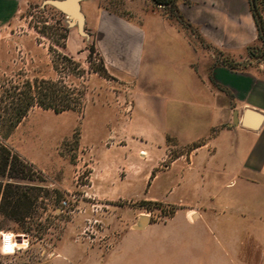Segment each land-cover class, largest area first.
Returning <instances> with one entry per match:
<instances>
[{
  "label": "crops",
  "instance_id": "crops-1",
  "mask_svg": "<svg viewBox=\"0 0 264 264\" xmlns=\"http://www.w3.org/2000/svg\"><path fill=\"white\" fill-rule=\"evenodd\" d=\"M44 1L0 0V28ZM172 3L174 11L152 0L80 2L128 112L113 131L125 143L96 149L90 192L173 212L136 228L146 208L131 206L107 252L89 246L79 264H104L107 254L115 264L264 262V62L248 52L260 33L251 2ZM245 49L247 58L229 57Z\"/></svg>",
  "mask_w": 264,
  "mask_h": 264
},
{
  "label": "rangeland",
  "instance_id": "rangeland-1",
  "mask_svg": "<svg viewBox=\"0 0 264 264\" xmlns=\"http://www.w3.org/2000/svg\"><path fill=\"white\" fill-rule=\"evenodd\" d=\"M119 1L105 0L107 8ZM261 9L264 17V6ZM248 46L249 50H260L261 41L257 38ZM229 57L243 60L247 50ZM101 64L96 39L79 33L75 25L68 26L62 12L49 3L22 6L0 28V82L14 84L34 77L62 79L74 88V97L83 92L79 109L56 113L32 107L5 140L32 174L31 179L11 182L32 186L35 190L31 192L37 197L22 222L0 214V232L14 233L23 247L13 255L0 254V264H56L57 257L64 261L61 264H79V260H86L89 246L107 252L114 239L113 228L120 220L130 221V207L139 201L98 198L90 192L91 173L98 158L96 149L125 143V137H115L113 131L124 129L128 113L123 87L97 71ZM189 148H170L168 157ZM165 163L159 166L163 168ZM69 195L75 198L65 209L61 200ZM146 214L151 221H164L172 209L149 205ZM93 219L99 222L94 224ZM152 238L140 240L150 242ZM90 256L97 261V255ZM103 257L104 264H115L111 254ZM259 257L264 260V254Z\"/></svg>",
  "mask_w": 264,
  "mask_h": 264
},
{
  "label": "trees",
  "instance_id": "trees-1",
  "mask_svg": "<svg viewBox=\"0 0 264 264\" xmlns=\"http://www.w3.org/2000/svg\"><path fill=\"white\" fill-rule=\"evenodd\" d=\"M152 1L155 4L167 5L171 11H174L172 0ZM263 6L264 0H254V9L262 20L264 29L261 9ZM254 9L252 8V10ZM254 17L256 18L255 14ZM66 31L65 28L64 32L66 33ZM65 33L61 36L62 39L65 38ZM258 38L261 41V49H250L249 54L253 58L264 60V38L259 32ZM97 71L105 77L110 76L102 64ZM74 94V88L67 85L62 79L34 77L14 84L0 82V178L2 179L0 181V214L2 216L14 221H24L29 214L33 199L37 197L31 192L35 190L32 186L11 182L12 179H31L32 174L28 165L5 143V140L34 106L56 113L79 109L83 92H78L77 97H74ZM137 205L146 208L149 205L158 206L161 203L141 200ZM26 230L29 229L26 228Z\"/></svg>",
  "mask_w": 264,
  "mask_h": 264
},
{
  "label": "water",
  "instance_id": "water-1",
  "mask_svg": "<svg viewBox=\"0 0 264 264\" xmlns=\"http://www.w3.org/2000/svg\"><path fill=\"white\" fill-rule=\"evenodd\" d=\"M82 0H45L43 3H49L53 5L55 8L60 10L62 14L67 19L68 26L75 25L77 27V30L82 35L86 36L87 33L84 31L83 25H84V16L80 10V2ZM252 8L254 9V0H250ZM254 14L256 15L257 24L259 27V31L261 36L264 38V29L262 26V20L260 17L256 14V10H253ZM148 223V217L143 215L139 219L138 225L136 228H141L145 224Z\"/></svg>",
  "mask_w": 264,
  "mask_h": 264
},
{
  "label": "built area",
  "instance_id": "built-area-1",
  "mask_svg": "<svg viewBox=\"0 0 264 264\" xmlns=\"http://www.w3.org/2000/svg\"><path fill=\"white\" fill-rule=\"evenodd\" d=\"M74 198H75V195H69L68 199L61 200V207L66 209L70 205L69 200L73 201ZM92 210H97V209H92ZM97 222H99V220L93 219L94 224H96ZM22 248L23 247H21V243L18 237L14 233L8 232V231L0 233V254L1 255H13L15 253H18Z\"/></svg>",
  "mask_w": 264,
  "mask_h": 264
},
{
  "label": "bare ground",
  "instance_id": "bare-ground-1",
  "mask_svg": "<svg viewBox=\"0 0 264 264\" xmlns=\"http://www.w3.org/2000/svg\"><path fill=\"white\" fill-rule=\"evenodd\" d=\"M1 233V232H0Z\"/></svg>",
  "mask_w": 264,
  "mask_h": 264
}]
</instances>
